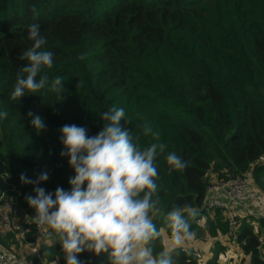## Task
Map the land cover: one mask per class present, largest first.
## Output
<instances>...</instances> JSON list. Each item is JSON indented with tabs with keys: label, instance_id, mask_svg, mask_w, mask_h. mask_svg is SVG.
<instances>
[{
	"label": "trees",
	"instance_id": "obj_1",
	"mask_svg": "<svg viewBox=\"0 0 264 264\" xmlns=\"http://www.w3.org/2000/svg\"><path fill=\"white\" fill-rule=\"evenodd\" d=\"M33 23L54 59L40 75L47 74L49 83L65 78L60 100L47 88L10 99L27 63L19 57L32 45L27 33ZM113 106L124 109L119 125L134 142L139 137L141 147L167 144L154 161L160 207L165 214L177 206L199 211L190 220L195 238L213 240L204 264H231L220 258L225 241L236 243L239 263L264 264V216L239 217L225 236L226 212L205 204L210 184L246 170L264 193V0H0V111L8 112L0 119V204L11 203L13 228L18 211L29 219L27 237L36 233L35 209L25 200L35 195L33 187L71 189L75 172L60 155L59 129L75 124L94 136L103 127L100 114ZM29 111L44 120L39 134ZM144 124L158 139L143 134ZM172 151L189 161L186 169L170 171L166 155ZM42 172L49 178L39 185L19 180L22 173L35 180ZM154 223L164 229L152 245L155 256L170 246V230L163 218ZM14 234L0 223V240L19 250ZM186 248L174 260L198 264L199 254ZM35 252L24 253L42 264L51 254L61 260L64 254L59 243L41 244ZM77 257L84 264H110L108 252Z\"/></svg>",
	"mask_w": 264,
	"mask_h": 264
},
{
	"label": "clouds",
	"instance_id": "obj_2",
	"mask_svg": "<svg viewBox=\"0 0 264 264\" xmlns=\"http://www.w3.org/2000/svg\"><path fill=\"white\" fill-rule=\"evenodd\" d=\"M27 38L32 45L19 57L27 63L19 69L10 99L17 102L25 94L46 88L62 99L65 78L57 76L49 83L47 74L40 75L42 70L53 68L54 59L52 52L43 50L47 41L38 24L29 25ZM85 58L86 54L78 57ZM27 115L37 134L46 128L40 115L31 111ZM7 116V111H0V119ZM124 117L123 108L113 106L103 111V127L94 136H89L83 126H62L59 139L64 150L60 155L68 157L75 172L68 181L71 189L57 187L52 193L37 186L33 187L34 196H25L29 207L35 209L34 223L55 233L66 264H84L77 257L84 251L108 252L110 264H177L174 254L179 256L178 249L187 252L185 243L196 237L190 223L199 215L196 208L177 206L165 214L160 207L154 161L165 152L167 144L141 147L139 137L134 142L131 132L120 127L119 121ZM141 127L144 135L153 134L158 139L159 134L152 133L148 124ZM166 161L170 171H182L189 164L174 151L167 153ZM48 178L47 172L35 180L23 173L19 176L22 184L32 185ZM157 218H163L170 230V246L154 256L152 245L164 235V229L154 223Z\"/></svg>",
	"mask_w": 264,
	"mask_h": 264
},
{
	"label": "built area",
	"instance_id": "obj_3",
	"mask_svg": "<svg viewBox=\"0 0 264 264\" xmlns=\"http://www.w3.org/2000/svg\"><path fill=\"white\" fill-rule=\"evenodd\" d=\"M251 171L246 170L242 174L227 180L216 181L208 186V195L205 204L209 208H219L226 212L228 230L225 236H231L237 225L238 218L241 216H252L258 218L264 216V202L258 204L254 209L244 204V197L249 191L251 184ZM19 192V190H17ZM11 203L5 201L0 204V223L6 230H13L12 218L9 213ZM36 224V223H35ZM36 227L42 229L45 226ZM32 253H36L32 251ZM0 264H42L40 260L28 257L16 252L12 247L6 246L0 240Z\"/></svg>",
	"mask_w": 264,
	"mask_h": 264
},
{
	"label": "crops",
	"instance_id": "obj_4",
	"mask_svg": "<svg viewBox=\"0 0 264 264\" xmlns=\"http://www.w3.org/2000/svg\"><path fill=\"white\" fill-rule=\"evenodd\" d=\"M251 186L255 187L254 191L256 190V192H252L250 190ZM248 189H249V191H247L243 202H244V204L249 205L254 209H257L258 204L260 202H264V194L260 195V192L258 191L260 189H258L252 182H251ZM28 221H29V219H26L24 217L23 223H20V225H17V226L15 225V227H14L15 228V234L14 235H15V237L17 236L16 238H19V236H22V234L25 235L26 231L29 232L30 227H29V225H27ZM50 232H52V230L48 229L46 226L43 227L42 229H39V230L36 228V233L31 234L26 240H24L25 245L24 246L20 245L18 247L19 248L18 251L22 254H25V253H28L29 251H37L38 247L41 244L43 246H50V245H53L55 243H59L55 233L52 232V234L49 235ZM217 239L221 240V239H223V236L218 235ZM27 240H28V242H27ZM206 240H208V241H206V243L204 245L196 247V250H198L197 253L199 254V256H201L202 254L205 255L207 252L212 251V249H210V247L213 243L212 238L208 237V238H206ZM222 241L224 242V240H222ZM27 243H28V245H27ZM166 243H168V245H170V240L167 239ZM225 243L228 244L227 241H225ZM12 244L14 245L15 243H12ZM15 246H16V244L14 245V247ZM187 246L188 245H185L184 247H187ZM228 246H229L228 249H230V251L232 250V253H229L228 252L229 250H227V248H226L227 252L229 253V256L227 257V253H225L223 255H220L221 256L220 258L223 260H226V262L230 261L231 264H241L238 261V257L240 256L239 248L233 247V245H230V244H228ZM234 246H236V244ZM16 248H17V246H16ZM22 251H24L25 253ZM54 261H56V264H66V261L64 259V254H63L62 260L57 259V257L55 255L51 254L48 264H54ZM242 264H245V263H242Z\"/></svg>",
	"mask_w": 264,
	"mask_h": 264
},
{
	"label": "rangeland",
	"instance_id": "obj_5",
	"mask_svg": "<svg viewBox=\"0 0 264 264\" xmlns=\"http://www.w3.org/2000/svg\"><path fill=\"white\" fill-rule=\"evenodd\" d=\"M254 189H255V187L254 186H251L250 187V190L252 191V192H256V190L254 191ZM259 192H260V195H263L264 193L262 192V191H260V190H258ZM252 222L254 223V224H256V220H254V219H252ZM20 223H23V215H22V213L21 212H18V211H14V213H13V225L15 226H17V225H20ZM28 233V231H26L25 232V235L24 234H22V236H19V238H17L18 239V241H19V243H20V245L21 246H24L25 245V241L24 240H26L28 237V235H26ZM17 237V236H16ZM206 238H208L207 236H203V237H201V238H195L194 240H192V241H188V242H186L185 243V245H188L187 247H190V248H192V249H194L196 252L198 251V250H196V247H199V246H202V245H204L205 243H206V241H208V240H206ZM169 240V239H168ZM222 240H225V238L224 239H222ZM222 240H220V241H222ZM27 242H28V240H27ZM168 244V243H167ZM228 244H230V245H233V247H237V245L236 246H234L236 243L235 242H229ZM228 244H226L227 246H226V248H227V250H229L228 252L229 253H232V250L230 251V249H228L229 248V246H228ZM15 245V244H14ZM14 245L12 244V245H9L10 247H12L16 252H18V253H20L19 251H18V249L16 248V246L14 247ZM27 245H28V243H27ZM202 250V249H201ZM28 251V250H27ZM212 252L213 251H210V252H207L205 255H203L202 253V255L200 256V258H199V263L198 264H204V262H205V260L208 258V257H210L211 256V254H212ZM227 252V257L229 256V253ZM22 254V253H21ZM23 255H26V254H23ZM61 260V259H60ZM42 263V262H41Z\"/></svg>",
	"mask_w": 264,
	"mask_h": 264
}]
</instances>
